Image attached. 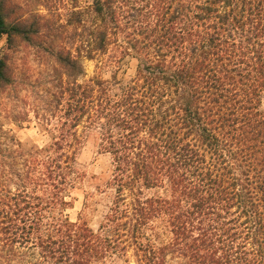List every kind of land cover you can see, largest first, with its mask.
<instances>
[{
    "label": "trees",
    "instance_id": "1",
    "mask_svg": "<svg viewBox=\"0 0 264 264\" xmlns=\"http://www.w3.org/2000/svg\"><path fill=\"white\" fill-rule=\"evenodd\" d=\"M38 1L61 22L0 0V92L35 48L55 121L22 175L9 165L14 189L0 180V264H264V0ZM110 50L136 60L129 81L85 78ZM81 130L112 159L96 229L64 212Z\"/></svg>",
    "mask_w": 264,
    "mask_h": 264
},
{
    "label": "rangeland",
    "instance_id": "2",
    "mask_svg": "<svg viewBox=\"0 0 264 264\" xmlns=\"http://www.w3.org/2000/svg\"><path fill=\"white\" fill-rule=\"evenodd\" d=\"M17 1L23 4L24 11L37 10L42 14H49L51 22H61L60 4L56 12L47 13L39 6L38 0ZM89 1L79 0V4L85 5ZM58 40L61 41V32L56 41ZM4 44L5 37L2 36L0 47L3 48ZM112 54L113 50H110L93 59L84 58L85 78L98 75L111 79L114 73L119 83L128 82L135 71L136 60L127 55L114 62L110 60L114 58ZM44 59H47L46 55H40L35 48L21 46L14 54L18 83L16 87L0 92V180H5L3 182L11 186L12 190L19 181L15 175L11 180L5 177L9 165L22 175L31 159L32 150L51 143L55 134V121L46 124L40 114L43 110V100L49 98L50 93L45 91L49 88L46 82L50 72L49 60ZM260 108L264 111V97L261 99ZM35 112H38V118L35 117ZM81 137L82 142L76 158L84 176L71 191L68 197L71 204L64 212L71 220H85L89 226L96 229L103 221L115 193L109 183L112 159L107 152H100L98 139L92 131L81 130ZM168 264H176V260H169Z\"/></svg>",
    "mask_w": 264,
    "mask_h": 264
}]
</instances>
